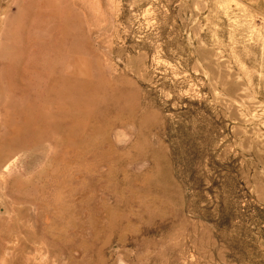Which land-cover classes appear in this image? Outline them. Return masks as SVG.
<instances>
[{
	"label": "rangeland",
	"instance_id": "374dc122",
	"mask_svg": "<svg viewBox=\"0 0 264 264\" xmlns=\"http://www.w3.org/2000/svg\"><path fill=\"white\" fill-rule=\"evenodd\" d=\"M0 264H264V0H0Z\"/></svg>",
	"mask_w": 264,
	"mask_h": 264
},
{
	"label": "bare ground",
	"instance_id": "6f19581e",
	"mask_svg": "<svg viewBox=\"0 0 264 264\" xmlns=\"http://www.w3.org/2000/svg\"><path fill=\"white\" fill-rule=\"evenodd\" d=\"M91 80H92V78H91ZM90 80V81H91ZM93 81V80H92ZM57 82V81H56ZM56 85H51L50 86V90L51 89H53V90H55L56 92L57 91H59L61 94H63V95H61V94H59L58 96H56V97H58V98H61V97H63V98H70V99H75V96H81L82 98H84V100L86 101V100H91V98H92V95L90 94V95H88V92H86L85 94H84V92H82V90L81 89H78V87L75 85V84H70V83H68V82H64L63 84H61V85H57V83H55ZM59 84V83H58ZM91 84H93V83H91ZM92 88V87H91ZM92 89H94V88H92ZM95 90V89H94ZM93 91V90H92ZM92 91H91V93H92Z\"/></svg>",
	"mask_w": 264,
	"mask_h": 264
}]
</instances>
